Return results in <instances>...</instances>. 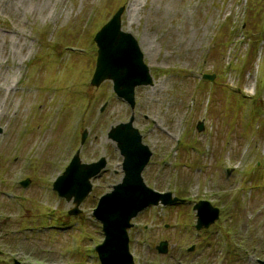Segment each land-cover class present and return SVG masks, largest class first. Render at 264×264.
I'll return each instance as SVG.
<instances>
[{
  "label": "rangeland",
  "instance_id": "1",
  "mask_svg": "<svg viewBox=\"0 0 264 264\" xmlns=\"http://www.w3.org/2000/svg\"><path fill=\"white\" fill-rule=\"evenodd\" d=\"M120 5L153 77L133 109L89 82L93 36ZM131 113L152 151L145 183L184 199L132 219L135 264L264 259V0H0V264H99L92 209L122 176L106 133ZM77 148L107 163L72 216L52 181ZM199 199L219 218L196 230Z\"/></svg>",
  "mask_w": 264,
  "mask_h": 264
},
{
  "label": "water",
  "instance_id": "2",
  "mask_svg": "<svg viewBox=\"0 0 264 264\" xmlns=\"http://www.w3.org/2000/svg\"><path fill=\"white\" fill-rule=\"evenodd\" d=\"M120 7L111 19L95 34L98 46L96 68L91 83L98 85L103 79L113 81V89L131 106L134 104V86L151 83L148 67L143 62L142 52L134 36L120 28ZM205 77L211 78L209 75ZM133 116L128 122L112 126L108 137L114 140L123 156L121 181L110 192L100 196L93 214L102 222L105 239L96 247L101 261L105 264H131L132 257L128 251L127 228L130 219L150 204L161 201L163 204L174 203L170 192H159L149 188L141 172L146 165L151 151L141 142V135L132 125ZM202 129V123L198 124ZM86 133L83 132L81 142ZM76 151L63 173L55 180L53 187L66 199L73 197L78 204L91 189L89 178L96 175L105 165L102 157L90 163L81 162ZM28 179L21 183L26 185ZM196 227L208 226L218 216V209L208 201H199ZM70 212L76 213L77 208ZM165 251L166 241L157 246ZM264 264V261H261Z\"/></svg>",
  "mask_w": 264,
  "mask_h": 264
}]
</instances>
